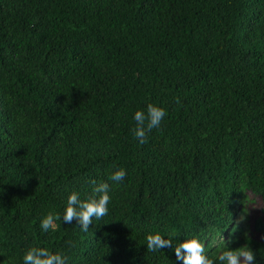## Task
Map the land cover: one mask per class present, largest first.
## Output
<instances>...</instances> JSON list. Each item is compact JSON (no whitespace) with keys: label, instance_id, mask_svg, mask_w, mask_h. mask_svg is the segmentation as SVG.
<instances>
[{"label":"trees","instance_id":"trees-1","mask_svg":"<svg viewBox=\"0 0 264 264\" xmlns=\"http://www.w3.org/2000/svg\"><path fill=\"white\" fill-rule=\"evenodd\" d=\"M147 103L166 115L141 145ZM93 180L110 185L106 216L41 231ZM153 232L264 264V0H0V264L31 246L67 264H182L147 249Z\"/></svg>","mask_w":264,"mask_h":264},{"label":"clouds","instance_id":"clouds-1","mask_svg":"<svg viewBox=\"0 0 264 264\" xmlns=\"http://www.w3.org/2000/svg\"><path fill=\"white\" fill-rule=\"evenodd\" d=\"M177 103L179 100L177 99ZM166 115L164 108L154 103H147L144 109L135 110L133 119L135 126L131 129L133 137L141 144L148 142V134L153 129H158ZM126 172L123 168H116L108 180L119 183L124 179ZM91 194L81 198L80 193L72 191L67 197V203L62 214L46 215L40 221L41 231L47 233L55 231V221L62 220L66 224L75 220L83 231L89 229L93 219L101 220L108 214V205L111 200L110 185L106 181H91ZM146 247L156 251L162 248H172L177 260L182 264H215L205 254V246L196 237H188L177 243H173L171 237L165 238L158 232L146 235ZM220 264H256L255 254L248 246L229 248L224 245L217 257ZM24 264H67V258L62 253L50 251L45 247L31 246L23 253Z\"/></svg>","mask_w":264,"mask_h":264},{"label":"rangeland","instance_id":"rangeland-1","mask_svg":"<svg viewBox=\"0 0 264 264\" xmlns=\"http://www.w3.org/2000/svg\"><path fill=\"white\" fill-rule=\"evenodd\" d=\"M242 206L243 211L240 213V216L244 224V229L251 238L258 239L259 235L253 228V222L260 214V197L247 191L246 199L242 202Z\"/></svg>","mask_w":264,"mask_h":264}]
</instances>
